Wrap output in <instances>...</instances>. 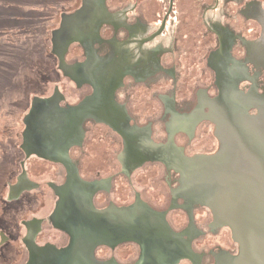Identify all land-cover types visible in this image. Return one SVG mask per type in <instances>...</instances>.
<instances>
[{
    "label": "flooded vegetation",
    "instance_id": "1",
    "mask_svg": "<svg viewBox=\"0 0 264 264\" xmlns=\"http://www.w3.org/2000/svg\"><path fill=\"white\" fill-rule=\"evenodd\" d=\"M110 1L114 25L97 27L91 16L84 22L85 37L75 41L83 23L75 24L71 35H65L67 41L68 37L73 40L65 46L63 56L51 52L60 78L49 83L46 94L35 95L55 96L58 107L65 111L60 118L62 130L71 136L64 148L65 164L36 155L26 158L19 146V167L11 185L21 178L24 191L10 203L24 202L32 214L21 220L23 264L29 261L25 243L29 231L40 248H67L71 239L54 226L52 218L59 208L71 215L83 204L99 211L111 205L141 204L164 214L171 234L189 253L178 264H216L225 253L235 256L239 248L231 230L214 220L210 199L197 198L207 187L200 186L195 177L189 179L185 168L187 162L192 160L190 165H195L194 159L201 157L209 160L210 173L218 165L212 160L218 154L219 164L225 159L229 169L239 170L246 164L243 159L238 163L230 151L234 147L231 116L236 124L249 126L241 101L252 126L264 124V3L193 0L189 5L194 20L185 22L192 14L182 7V0H159L155 9L158 22L152 24L138 7L139 1L149 0ZM81 8L79 4L62 14ZM239 38L246 44L240 45ZM234 59L243 62L249 79L236 80ZM110 62L121 75L113 101L124 114L122 128L133 135V145L147 161L126 162L122 137L99 118L101 102L95 90L107 83ZM47 232L60 237L48 239L44 237ZM11 241L0 230V253H6ZM140 252L137 244L125 243L99 247L95 258L107 264H138Z\"/></svg>",
    "mask_w": 264,
    "mask_h": 264
},
{
    "label": "water",
    "instance_id": "2",
    "mask_svg": "<svg viewBox=\"0 0 264 264\" xmlns=\"http://www.w3.org/2000/svg\"><path fill=\"white\" fill-rule=\"evenodd\" d=\"M89 5H96L97 8L94 11ZM81 7L70 15H61L59 29L51 33L52 54L63 56L65 46L73 40L68 37L67 41L65 35H71L75 24L79 25L91 16L95 17L97 27L114 25L116 21V16L108 12L105 0H82ZM161 40L156 41L157 45ZM219 52L224 58L222 48ZM108 67L107 83L100 85L99 91L95 90L98 102H101L97 110L100 111L99 118L122 137L126 162L130 159L147 161L133 145V135L122 128L124 114L113 101V93L120 84L121 75L115 71L112 62ZM33 96L30 98V109L20 120L25 126L20 132V149L26 158L36 155L48 161L64 163V148L68 146L71 136L62 130L63 124L60 122L65 111L58 107L55 96ZM238 99L240 101L239 96ZM240 104L249 126L236 124L231 116V133L234 148L238 152L233 157L238 163L243 159L246 164L240 165L239 170L236 167L232 170L225 165V160L212 167L210 173L207 167L185 173L189 179L195 177L200 186L207 187V193L198 194L197 198L201 201L207 197L206 202L212 201L209 207L214 220L231 230L232 239L238 245V254L227 259L224 264H264V124L252 126L241 101ZM96 112L84 111L83 114ZM21 182V178H18L16 184L9 186V202L17 200L24 191ZM56 193L62 198L60 190L56 189ZM52 220L56 228L70 237L68 247L62 250L51 245L40 248L34 243L29 231L25 239L29 252L27 264H107L95 258V250L125 243H135L140 247L138 264H178L181 259L189 258L182 241L171 234L164 214L141 204L127 207L111 205L102 211L83 204L81 209L77 208L71 215L63 214L59 208Z\"/></svg>",
    "mask_w": 264,
    "mask_h": 264
},
{
    "label": "rangeland",
    "instance_id": "3",
    "mask_svg": "<svg viewBox=\"0 0 264 264\" xmlns=\"http://www.w3.org/2000/svg\"><path fill=\"white\" fill-rule=\"evenodd\" d=\"M81 1L0 0V230L14 240L5 248L6 253H0V264H23L25 257L21 252L23 248L20 239L24 235V230L21 220H27L32 216L24 202L8 201L9 186L14 182L19 167L20 132L23 129L20 120L29 108L31 95L46 94L50 89L49 83L60 78L56 60L51 55V32L58 27L60 15L73 11L79 4L81 6ZM192 1L182 0L181 3L190 13L189 4H192ZM260 1L264 3V0ZM105 2L107 9L111 7L110 0ZM139 2L141 5L138 7L152 20V24L158 22V17L155 18V9L159 4L157 2L160 1L149 0L143 4L142 1ZM193 20L192 14L184 21ZM241 22L238 23L239 26L243 25ZM82 23L75 41L85 37L84 22ZM239 39L240 45L246 44L244 38ZM107 45L114 53L111 43ZM230 48L231 44H228V51ZM233 61L236 80L249 79L246 77L247 71L242 65L243 62L235 59ZM220 135L223 137L225 131L223 130ZM232 148L230 151L233 155L238 153L236 148ZM218 155L212 159L216 160L214 162L216 164H219ZM194 160L195 165H190L193 163L192 160L187 162L185 172L192 171V166H195V170L205 168L209 162L208 159L201 157ZM44 237L57 240L60 235L47 232ZM230 257V253H225L216 264H222Z\"/></svg>",
    "mask_w": 264,
    "mask_h": 264
}]
</instances>
